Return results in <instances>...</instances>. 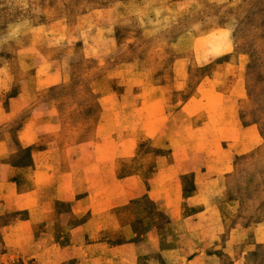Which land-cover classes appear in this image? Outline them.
I'll return each mask as SVG.
<instances>
[{"label": "rangeland", "instance_id": "obj_1", "mask_svg": "<svg viewBox=\"0 0 264 264\" xmlns=\"http://www.w3.org/2000/svg\"><path fill=\"white\" fill-rule=\"evenodd\" d=\"M0 264H264V0H0Z\"/></svg>", "mask_w": 264, "mask_h": 264}, {"label": "crops", "instance_id": "obj_2", "mask_svg": "<svg viewBox=\"0 0 264 264\" xmlns=\"http://www.w3.org/2000/svg\"><path fill=\"white\" fill-rule=\"evenodd\" d=\"M132 190H124V192H131Z\"/></svg>", "mask_w": 264, "mask_h": 264}, {"label": "bare ground", "instance_id": "obj_3", "mask_svg": "<svg viewBox=\"0 0 264 264\" xmlns=\"http://www.w3.org/2000/svg\"><path fill=\"white\" fill-rule=\"evenodd\" d=\"M189 229V228H188ZM164 263V262H163Z\"/></svg>", "mask_w": 264, "mask_h": 264}]
</instances>
